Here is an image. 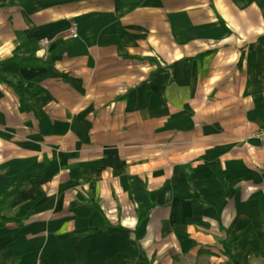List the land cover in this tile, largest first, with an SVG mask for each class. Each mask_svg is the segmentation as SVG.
<instances>
[{
	"label": "crops",
	"instance_id": "crops-1",
	"mask_svg": "<svg viewBox=\"0 0 264 264\" xmlns=\"http://www.w3.org/2000/svg\"><path fill=\"white\" fill-rule=\"evenodd\" d=\"M0 264L264 258V0H0Z\"/></svg>",
	"mask_w": 264,
	"mask_h": 264
},
{
	"label": "trees",
	"instance_id": "trees-1",
	"mask_svg": "<svg viewBox=\"0 0 264 264\" xmlns=\"http://www.w3.org/2000/svg\"><path fill=\"white\" fill-rule=\"evenodd\" d=\"M9 64L16 66L18 69H23V68H26V69H42V68L47 66L46 63H43V62L35 59L31 55L19 56L17 50L12 51L9 55V58L0 62V69L6 65H9ZM0 85L5 86L6 88L10 89L12 91V93L17 97H21L24 95L22 92L14 91L12 88L11 82L6 80L3 76H1V74H0ZM22 188H23V186H19L15 189H11L6 194H4L3 196L0 197V229L4 225L16 223V221L4 219L3 213H4L6 206L13 199L14 195L18 191L22 190Z\"/></svg>",
	"mask_w": 264,
	"mask_h": 264
},
{
	"label": "built area",
	"instance_id": "built-area-1",
	"mask_svg": "<svg viewBox=\"0 0 264 264\" xmlns=\"http://www.w3.org/2000/svg\"><path fill=\"white\" fill-rule=\"evenodd\" d=\"M249 140L256 143L262 151H264V129L253 132L249 136Z\"/></svg>",
	"mask_w": 264,
	"mask_h": 264
},
{
	"label": "rangeland",
	"instance_id": "rangeland-1",
	"mask_svg": "<svg viewBox=\"0 0 264 264\" xmlns=\"http://www.w3.org/2000/svg\"><path fill=\"white\" fill-rule=\"evenodd\" d=\"M258 261H261V263L260 262H255V263H252V262H246L245 264H264V258H262V259H260V260H258ZM189 264H191V263H189ZM194 264H205L203 261H201V263H194ZM207 264V263H206Z\"/></svg>",
	"mask_w": 264,
	"mask_h": 264
}]
</instances>
